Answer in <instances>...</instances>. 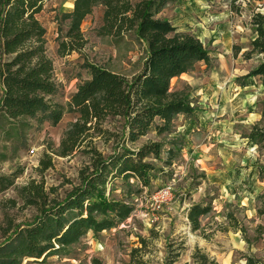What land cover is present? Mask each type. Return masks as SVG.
<instances>
[{"label":"rangeland","instance_id":"rangeland-1","mask_svg":"<svg viewBox=\"0 0 264 264\" xmlns=\"http://www.w3.org/2000/svg\"><path fill=\"white\" fill-rule=\"evenodd\" d=\"M72 2L50 0L38 15L57 85L52 101L63 107L79 83L89 78L86 64L130 79L141 72L146 56L145 45L133 34L117 44L97 35L102 25V8L98 7L81 24L87 40L84 49L59 57L58 43L67 30L62 16L70 12ZM252 12L264 14V1L171 0L157 15L178 33L199 39L209 54L208 63L195 64L170 83V91L182 94L192 113L177 116L168 134L157 137L151 132L139 143L157 141L163 150L160 160H150L155 166L150 186L144 188L134 180L127 185L115 183L114 197L133 208L127 220L99 235L87 234L66 256L23 264H92L93 259L126 264L131 250L140 247V238L148 243L144 250L147 264H163L169 242H183L176 264H191L196 248L217 264H246L247 256L264 263V150L246 138L255 125L264 127V88L257 78H246L261 59L245 55L254 37ZM76 118L65 113L53 127L32 120L9 122L0 114V180L13 181L12 187L0 193V244L9 227L29 224L36 216L34 208L24 205L17 188L42 181L51 198L62 200L79 184V172L89 164L87 156L81 151L67 158L58 156L60 142ZM104 126L119 133L123 122L110 119ZM112 144L93 140L104 156L111 153ZM170 149L176 157L167 165ZM47 157L52 167L41 173L40 161ZM167 185L172 186L171 201L152 213L146 200ZM195 204L212 207L200 220L201 232H192L187 220ZM227 214L245 229V235L233 231Z\"/></svg>","mask_w":264,"mask_h":264},{"label":"trees","instance_id":"trees-1","mask_svg":"<svg viewBox=\"0 0 264 264\" xmlns=\"http://www.w3.org/2000/svg\"><path fill=\"white\" fill-rule=\"evenodd\" d=\"M49 1L0 0V114L9 122L32 120L53 127L65 113L77 116L60 142L58 156L67 158L81 151L89 164L80 170L79 184L62 200L51 198L42 181L17 188L24 205L34 208L36 216L29 224L11 226L4 232L0 264L44 262L49 257L66 256L87 234L99 235L127 220L133 208L114 197L115 183L127 185L134 180L144 188L150 186L155 172L150 160H160L163 145L157 141L139 143L151 132L157 137L168 134L177 116L192 113L187 99L170 91V83L195 64L209 62V54L199 39L178 33L167 20L157 18L171 0H74L70 12L62 16L67 30L58 43L59 57L84 49L87 40L81 24L98 7L102 8V25L97 35L117 44L133 34L145 45L146 56L141 72L130 79L86 64L89 78L79 83L63 107L52 101L57 85L53 62L47 54L46 31L38 20ZM250 25L254 37L245 55L261 59L246 78H257L264 88V14L252 12ZM261 116L264 119V105ZM110 119L122 120L119 133L105 128ZM97 138L105 144L113 143L108 156L93 146ZM246 138L264 150V127L255 125ZM175 157L176 151L170 149L165 163L170 165ZM39 165V171L45 172L52 167L51 158L42 159ZM12 186V180H0V193ZM211 211L210 205L189 208L187 220L192 232L202 231L200 220ZM226 219L233 231L245 235V229L231 214ZM139 244V248L131 250L126 264H147V240L140 238ZM183 249V242L167 243L163 264H176ZM92 264L103 263L93 259ZM191 264L217 262L196 248ZM246 264L264 263L247 256Z\"/></svg>","mask_w":264,"mask_h":264},{"label":"built area","instance_id":"built-area-1","mask_svg":"<svg viewBox=\"0 0 264 264\" xmlns=\"http://www.w3.org/2000/svg\"><path fill=\"white\" fill-rule=\"evenodd\" d=\"M173 190L171 185L164 186L154 192L147 200L146 203L152 213L159 210L162 206L171 201Z\"/></svg>","mask_w":264,"mask_h":264},{"label":"crops","instance_id":"crops-1","mask_svg":"<svg viewBox=\"0 0 264 264\" xmlns=\"http://www.w3.org/2000/svg\"><path fill=\"white\" fill-rule=\"evenodd\" d=\"M74 1V0H73ZM73 3V2H72Z\"/></svg>","mask_w":264,"mask_h":264}]
</instances>
